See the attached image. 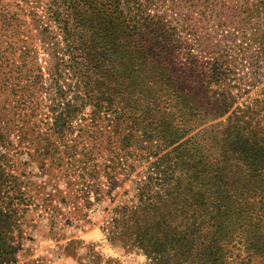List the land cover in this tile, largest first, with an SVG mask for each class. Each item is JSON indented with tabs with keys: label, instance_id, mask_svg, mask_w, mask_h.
Wrapping results in <instances>:
<instances>
[{
	"label": "trees",
	"instance_id": "16d2710c",
	"mask_svg": "<svg viewBox=\"0 0 264 264\" xmlns=\"http://www.w3.org/2000/svg\"><path fill=\"white\" fill-rule=\"evenodd\" d=\"M43 8L39 33L53 63L31 82L52 102L47 110L59 111L43 137L44 148L59 140L49 156L73 161L79 140L91 138L79 152L87 175L97 162L107 178L147 162L134 202L107 218V238L140 249L149 264H264V0H48ZM8 14L0 6V30H11ZM70 101L90 104L87 131L75 120L85 107ZM18 173L0 151V263L16 252Z\"/></svg>",
	"mask_w": 264,
	"mask_h": 264
},
{
	"label": "rangeland",
	"instance_id": "374dc122",
	"mask_svg": "<svg viewBox=\"0 0 264 264\" xmlns=\"http://www.w3.org/2000/svg\"><path fill=\"white\" fill-rule=\"evenodd\" d=\"M47 1L0 0L9 17L15 14L8 28L17 29L0 30L4 33L3 49L9 46L0 67V143L3 144L0 151L14 163L25 193L20 200L22 222L17 229L16 252L13 259L0 264H149L140 249L109 240L103 230L117 204L134 202L137 173L147 162L129 174L116 172L110 178L97 162V173L90 176L85 173L89 166L87 156L79 152L87 151L84 145L90 146L91 138L79 140L82 144L76 147L78 153L73 161L49 156L53 152L51 147L58 146L59 140L57 144L49 141L48 148H44L43 137L59 111L53 114L47 110L52 102L31 80L41 71L47 78L53 63L50 46L39 33L43 22L38 19L41 16L45 20L41 13ZM34 9L37 14L32 12ZM1 23L0 17V27ZM245 98L246 95L241 97L237 104ZM69 104L85 107L75 120L84 131L90 129V104L77 101ZM69 114L72 113L63 112L61 116ZM79 127L70 133V138L80 135ZM100 131V128L96 130ZM50 132L49 137L61 139L52 129ZM73 144V141L69 143ZM59 147L55 146L56 150L64 149ZM59 154L61 150L57 151ZM90 187L93 191L89 192Z\"/></svg>",
	"mask_w": 264,
	"mask_h": 264
}]
</instances>
